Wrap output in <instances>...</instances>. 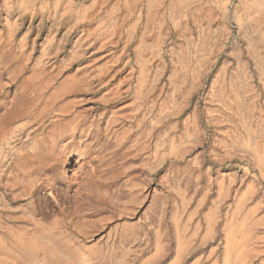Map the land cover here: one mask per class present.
Segmentation results:
<instances>
[{
    "label": "rangeland",
    "instance_id": "1",
    "mask_svg": "<svg viewBox=\"0 0 264 264\" xmlns=\"http://www.w3.org/2000/svg\"><path fill=\"white\" fill-rule=\"evenodd\" d=\"M34 1L27 15L41 12L45 0ZM74 1L73 36L96 0ZM106 3L125 27L90 56L98 87L73 107L86 111L87 131L63 138L59 163L31 149L24 132L38 125L0 142V264H231L233 254L264 264V163L237 141L247 126L264 130V0H190L181 18L171 0L151 11L147 0ZM23 4L0 0V30ZM230 227L251 252L226 253Z\"/></svg>",
    "mask_w": 264,
    "mask_h": 264
},
{
    "label": "bare ground",
    "instance_id": "2",
    "mask_svg": "<svg viewBox=\"0 0 264 264\" xmlns=\"http://www.w3.org/2000/svg\"><path fill=\"white\" fill-rule=\"evenodd\" d=\"M55 1L59 3L61 0ZM67 1L68 7L63 13L57 11L52 13L50 8L53 0H45L40 7L41 12L34 11L27 15L29 5L35 1L25 0L18 14H6L4 20L7 28L0 30V142L11 144L23 133L24 128L38 125L33 131L24 132L27 141L31 149L42 147L45 150L47 147L48 149L45 152L41 150V153L53 155L57 163L61 152L68 147V144H65L64 148H59L63 138L69 137L68 143H74L78 135L81 136L88 129L86 111L74 110L73 107H77L78 96L97 90L96 76L90 74L89 67L99 58L90 56L97 55L113 43V35L125 27L124 18L123 20L120 18L116 23L110 21L109 16L115 5L105 4L109 0H96L94 5L86 9L88 13L82 23L79 18L75 19L73 24H79L80 28L73 36L72 32L76 28L75 25L71 26V19L77 6L74 0ZM160 1L147 0L146 10L151 11ZM189 3L190 0H171V5L174 9L177 7L180 18L183 11L189 7ZM96 7L101 8L105 14L101 15ZM146 25L147 22L142 25L143 30ZM62 27H65V30H62ZM120 39L121 37L118 40ZM189 39L191 40L188 38L187 41ZM190 40L192 46L193 38ZM137 41L136 61L139 78L135 91L136 94L142 95L147 72L142 51L149 42L144 35ZM203 42L201 38V47ZM99 43L100 45L96 46ZM82 59L83 63L77 64ZM99 70L101 76H106L110 68L104 63L100 65ZM13 86L14 90L11 89ZM110 100L105 99V104H109ZM21 120L25 121L22 124L23 129L17 124ZM262 130L251 131L247 126L248 138L244 136L237 138L241 145L250 147L252 156L260 163H264V148L258 146L259 139L264 138ZM12 181L10 187H15L17 181L14 179ZM230 228L231 231H226L228 255L237 249L241 251V247H238L240 239L237 237V231L240 229L234 232L232 230L235 228Z\"/></svg>",
    "mask_w": 264,
    "mask_h": 264
},
{
    "label": "crops",
    "instance_id": "3",
    "mask_svg": "<svg viewBox=\"0 0 264 264\" xmlns=\"http://www.w3.org/2000/svg\"><path fill=\"white\" fill-rule=\"evenodd\" d=\"M246 240H248L247 238H246ZM244 250L243 251H241V253L243 254V255H245L246 253H248V252H251L252 251V249L251 248H249V246H247V245H244L243 244V247H242ZM238 257V255H235V254H233L232 255V260H233V264H240V260H239V262L238 261H235V258H237ZM169 264H179V262H177V261H172L171 263H169Z\"/></svg>",
    "mask_w": 264,
    "mask_h": 264
}]
</instances>
